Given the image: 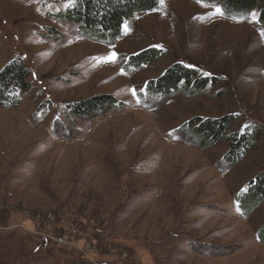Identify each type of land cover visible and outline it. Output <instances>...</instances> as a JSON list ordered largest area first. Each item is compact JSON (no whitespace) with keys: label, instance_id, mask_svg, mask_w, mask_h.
Instances as JSON below:
<instances>
[{"label":"rangeland","instance_id":"obj_1","mask_svg":"<svg viewBox=\"0 0 264 264\" xmlns=\"http://www.w3.org/2000/svg\"><path fill=\"white\" fill-rule=\"evenodd\" d=\"M75 1L0 0V72L29 73L19 106L0 102V264H264V199L244 201L264 175V4L254 22L155 0L110 43L67 20ZM154 46L161 55L132 70ZM180 63L214 83L149 98ZM100 96L121 106L71 114ZM228 117L253 142L230 167V143L191 135L199 119Z\"/></svg>","mask_w":264,"mask_h":264},{"label":"trees","instance_id":"obj_2","mask_svg":"<svg viewBox=\"0 0 264 264\" xmlns=\"http://www.w3.org/2000/svg\"><path fill=\"white\" fill-rule=\"evenodd\" d=\"M202 2L208 6H220L224 15L232 18L246 17L260 4H264V0H202ZM158 6L159 3L155 0H76L68 12L67 20L80 25L85 36L111 43L121 36L122 27L127 21L134 16L153 12ZM259 14L260 24L264 26V9ZM160 55L156 50L143 52L133 57L132 65L139 68L156 60ZM28 77V71L20 63H12L0 72V102L4 107L13 109L19 106L17 93L28 89ZM213 83V78L198 79L195 70L175 65L159 81L151 85L149 96L162 99L179 92L193 96L205 92ZM114 106H121V103L112 96H100L72 105L70 109L71 114L76 117L91 118ZM234 120L233 117L199 119L196 128L191 129V135L205 147L220 142L230 143V151L225 157V163L229 167L236 165L253 147L250 136L229 133L228 130ZM262 199H264V175L258 176L253 181L244 201L245 203L248 201V210H252ZM262 239L264 241V233ZM44 242L47 243L42 240L40 249Z\"/></svg>","mask_w":264,"mask_h":264},{"label":"snow or ice","instance_id":"obj_3","mask_svg":"<svg viewBox=\"0 0 264 264\" xmlns=\"http://www.w3.org/2000/svg\"><path fill=\"white\" fill-rule=\"evenodd\" d=\"M197 2L201 3L202 0H197ZM160 4H161V6H163L164 5V0H160ZM216 13L219 14V15L223 14L220 9H216ZM253 20L255 22V13H253ZM125 32H127V26H125ZM261 36L264 37V31L261 32ZM116 59H117V54L115 52L111 53L110 61L115 63ZM206 75H208V74L206 73ZM133 95H135V90H133Z\"/></svg>","mask_w":264,"mask_h":264}]
</instances>
